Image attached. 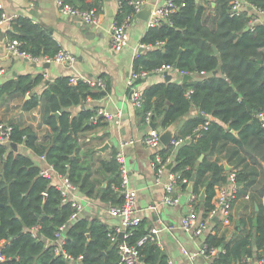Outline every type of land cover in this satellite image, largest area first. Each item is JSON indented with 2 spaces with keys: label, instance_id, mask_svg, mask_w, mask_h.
I'll use <instances>...</instances> for the list:
<instances>
[{
  "label": "trees",
  "instance_id": "16d2710c",
  "mask_svg": "<svg viewBox=\"0 0 264 264\" xmlns=\"http://www.w3.org/2000/svg\"><path fill=\"white\" fill-rule=\"evenodd\" d=\"M64 1L80 8L100 6V0ZM211 1L215 2L213 6ZM231 1L206 0L204 4L200 0H176L184 5L170 15L169 23L147 28L141 42L152 47L133 60L135 69L151 70L169 64L195 75L183 82L162 81L146 86L139 112L144 118L145 110L151 109L152 121L159 118L165 127L191 108L197 109L175 133L174 138L184 140L177 146L170 142L160 152L164 159L170 157V170L191 180L190 191L197 196L194 204H200L202 218L212 208L215 187L226 181L228 170L219 155L212 156L229 142L232 145L226 147L222 157L235 169L236 197L264 196V123L258 116L264 112V23L249 26L256 13L247 7L239 14H230ZM247 2L264 12V0ZM132 9L129 0H120L115 18L120 19L123 12ZM1 31L7 38H17L19 47L31 56H53L60 49L46 29L24 16L13 19L5 30L0 27ZM40 79L37 75L30 81L29 74L7 79L0 84V99L5 93L23 94ZM103 93L90 82L78 79L72 83L69 75L56 77L46 84L40 98L34 94L25 102L26 108L39 105L42 121L50 129L44 140L38 138L33 126L10 123V141L25 144L39 156L44 154L47 162L66 173L87 196L118 203L122 195L117 190L120 174L115 153L99 161V169L109 175V180L106 186H97V169L89 164V150L82 151L79 141L81 132L91 130L102 120L94 108L86 105V99ZM82 104L84 107L76 113L69 108ZM56 111L60 112L58 116ZM193 133L194 137L187 139ZM39 169L29 155L0 143V252L4 256L0 263L119 264L116 246L108 235L110 228L96 217L80 215L64 231V250L73 257L82 254L81 261L70 263L62 254L54 253L55 244L50 242L72 209L69 202L61 201L53 180L42 176ZM202 189L205 194L200 199ZM254 216L231 214L230 221L239 224V233L229 237L218 232L222 220H212L213 227L204 238L208 247L218 248L212 263L246 264L247 255L254 260L264 258V203L259 202ZM146 232L140 222L125 240L135 243ZM141 252L147 264H170L155 243H146Z\"/></svg>",
  "mask_w": 264,
  "mask_h": 264
},
{
  "label": "crops",
  "instance_id": "0c3cea01",
  "mask_svg": "<svg viewBox=\"0 0 264 264\" xmlns=\"http://www.w3.org/2000/svg\"><path fill=\"white\" fill-rule=\"evenodd\" d=\"M164 1L147 0L144 8L150 9L152 6L162 4ZM99 2V22L88 24L78 16L61 13L56 0H0V12L2 11L10 18L8 22L0 26L2 30L9 28L16 17L24 16L46 29L57 41L60 48L69 50L76 56V60L71 64L58 61L37 62L23 56H9L4 52V42L7 39L4 33L3 39L0 40V64L3 69L0 74V84L7 79H16L18 75L25 74L30 75V81H33L37 75H40L41 79L23 94H3L0 99V120L20 125L29 124L36 130L38 138L44 140V134L50 130L49 125L42 121L39 105L26 108V100L34 94L40 98L46 84L62 75H69L70 77H76L77 80L90 82L93 88L103 90L102 96H88L86 99V105L94 108L96 115L102 117L101 124L79 134L81 150H89L90 157L88 155L87 158H90V162H88L92 168L97 169L94 172V176L98 179L97 186L104 187L109 180V175L99 169V161L122 149L125 164L128 168L129 184L136 190V213L141 216V223L147 230L153 226H171L169 229L162 228L159 232L163 244L162 251L170 263L211 264L213 257H206L200 252V249L205 243L206 232L213 227L212 219L209 222V229L198 235H192L181 225V220L188 211L191 194L189 183L186 186L182 182L176 183L174 192L179 195L180 200L178 203L174 205L159 203L164 189L162 183H156L155 181V171L151 165L153 149L139 142L122 145L124 141L130 138L143 136L151 128V123H146L142 118L139 112L141 108H136L131 102L129 89L126 85V77L133 66L134 57L139 52L151 48L141 42V38L148 28L146 26L148 15L145 13L134 15L128 28L127 43L121 49L115 50L111 46V25L116 19L118 2L117 0H100ZM200 2L205 4L206 0H200ZM214 4L215 2L211 1V5ZM209 11H212V9ZM46 63L48 66L44 67ZM167 73L169 79H165ZM183 74L185 73H181L177 69L163 72L153 71L144 79H141L138 84L143 90L146 86L155 82H183ZM189 74H191V78L195 76L192 73ZM98 78L105 80V88H100L95 84ZM82 107H84L83 104L72 105L69 108L73 113H76ZM100 110L118 113V115H114V118H108ZM196 112V108H191L179 120L173 122L174 132H178V128L184 119ZM153 122L156 123L155 127L160 132L166 127L160 124L159 118H156ZM233 133L236 134V131ZM187 139H190V137L188 136ZM104 144H107V146L100 149L99 147ZM229 145L232 144L229 142L226 147ZM17 146L19 152L29 155L41 168L46 166V161L35 154L31 148L23 143H19ZM226 147L215 153L212 158L219 155L225 166L231 167L222 157ZM169 162H171L170 157ZM262 164L264 167V162ZM229 167L226 168L229 169ZM167 176L168 172L164 171L161 180L165 181ZM77 195L82 203L81 216L99 218L107 224L108 228H112L119 223V217L110 215L108 212L110 201L101 200L98 196H87L79 188ZM259 202L264 203V196L248 197L247 195H238L233 202L231 214H241L245 218L251 215L254 216ZM152 203H156L157 207L150 208L149 205ZM194 207L198 219H201L202 209L200 204L196 202ZM254 219L257 220L256 216H254ZM254 219L253 223L255 224ZM218 220L222 219L218 217ZM235 225L236 223L230 221V218L228 221L222 220L218 232H224L227 237L233 234L237 236L239 231L235 228ZM182 248L185 250L183 251ZM253 264H264V258L254 260Z\"/></svg>",
  "mask_w": 264,
  "mask_h": 264
},
{
  "label": "built area",
  "instance_id": "2783aa9c",
  "mask_svg": "<svg viewBox=\"0 0 264 264\" xmlns=\"http://www.w3.org/2000/svg\"><path fill=\"white\" fill-rule=\"evenodd\" d=\"M147 0H129L133 9L131 12H123L120 19H114L111 25V46L115 50L121 49L128 39V28L131 24L132 18L138 11L145 7ZM118 2V9L120 7V0ZM58 9L61 13L78 16L82 21L88 24H96L99 22L98 9L96 7L80 8L71 3H67L64 0H56ZM184 2L177 3L176 0H165L162 4L154 5L150 8L146 26L153 27L159 25L160 23H169L170 15L175 13ZM250 5V9L256 13L255 16L251 17L249 20V26H252L258 21H261V17L264 16V12L251 5L247 0H232L230 4V14H239L244 8ZM10 20L9 17L5 15L2 11L0 12V26L5 22ZM20 41L17 38H7L4 42V52L6 55H18L23 56L34 61H58L66 64H71L76 60V56L69 50L60 48L53 56H31L25 50L19 47ZM150 47L152 45L146 44ZM176 68L164 64L154 69H135L131 67L127 77L126 85L129 89V96L131 102L136 108H142L144 102V93L139 86L140 79H144L150 72H163L167 70H175ZM3 69L0 64V74ZM184 71H181L183 73ZM186 73V72H184ZM72 82H76V77H71ZM95 84L100 88H105L106 82L103 78H98ZM108 118H112L118 113H111L108 111L100 110ZM258 116L263 120L264 123V112L258 113ZM143 119L146 123H151L152 110H145L143 114ZM114 118V117H113ZM205 124L203 125V127ZM12 130V125L6 121L0 120V143H10V134ZM184 140L183 137L173 138L172 142L174 146H177ZM139 142L153 149V155L151 158V165L155 171V181L156 183H162L164 189L163 196L159 203L174 205L179 202V195L174 192L176 183H189L187 177L181 175L178 171H172L167 167L169 163V157L163 158L160 152L162 148V143L160 140V131L156 127H151L149 130L141 137L130 138L122 143H134ZM40 157L46 161L45 167H40L39 173L42 176L48 177L53 180L55 187L60 191L61 201L69 202L71 205L72 212L68 220L58 226L55 231L54 239L50 243H54V253L62 254L66 259L73 262H79L82 259V254L77 257H73L63 248L65 242L64 231L68 224L74 221L80 216L82 211V203L78 199V186L74 184L66 173L58 172L52 164L47 162L45 155L42 154ZM115 159L118 162V169L120 174V182L117 186V190L122 195V200L118 203H110L108 206V212L110 215L119 217V223L115 224L110 228L108 235L112 244L116 246L118 252V263L119 264H147L142 257V246L148 242L155 243L160 249H163V244L159 237V232L162 228H170V225L163 226H153L147 230L145 234L138 238L135 243H128L125 239L131 234L132 230L139 225L141 222V216L136 213V190L129 184V174L128 168L125 164V157L122 149L116 151ZM164 171L168 172L167 179L165 181L161 180V175ZM236 172L234 168H230L226 173V181L216 185L215 194L212 198L213 206L210 209L207 217L198 219L194 201L196 195L191 192L190 200L188 202V211L183 216L181 220L182 227L190 232L192 235L202 234L203 231L209 229V222L214 215L220 217L223 221H228L229 216L232 213L233 202L236 198L237 186L236 182ZM150 208H156V203L149 205ZM36 228H33L35 232ZM123 232V239H120L118 234ZM1 245V242H0ZM184 251L185 249L182 248ZM218 248L215 246L208 247L206 243L201 247L200 252L208 258L213 257L216 254ZM4 256L0 252V261L3 260ZM246 264H253L254 259L250 255L245 257ZM170 263V261L168 260ZM1 264V263H0ZM171 264V263H170ZM211 264H215L212 263Z\"/></svg>",
  "mask_w": 264,
  "mask_h": 264
},
{
  "label": "water",
  "instance_id": "95a60500",
  "mask_svg": "<svg viewBox=\"0 0 264 264\" xmlns=\"http://www.w3.org/2000/svg\"><path fill=\"white\" fill-rule=\"evenodd\" d=\"M250 7H251L250 5L247 6L248 9H250ZM149 11H150V9H148V8H142L140 11H138L136 13V15H142L143 13H145L146 15H148L149 14ZM261 19H262L261 21L264 23V16H262ZM3 37H4V31H1V33H0V40H2ZM213 49H214V52L213 53L216 54L217 53V48L214 46ZM46 66H48L47 63L44 65V67H46ZM213 72H216V71H213ZM189 78H191V74H189V73H185V74L182 75V81H185V80H187ZM165 79H169L168 73L166 74V78ZM54 114L56 116H58L60 114V112L59 111H56V112H54ZM155 126H156V123L152 121L151 122V127H155ZM173 126L174 125H173V122H172L169 125H167L160 132V140H161V143L163 144V146H167L170 142H172L173 138L175 137V132H174ZM193 137H194V133L190 135V138H193ZM10 146H11V148L14 151H18V146H17V144L15 142H10ZM106 146H107V144H104L103 146H101L99 148L100 149H104ZM201 157H202V154L200 155L199 158H201ZM171 165H172V162H169L168 165H167V167L170 168ZM226 167L228 168L229 166L226 165ZM189 189H191V181L189 182ZM204 194H205V191H204V189H202L201 192H200V199H203L204 198ZM212 220H214V221L218 220V216L217 215H214L212 217ZM254 221H256V219H254ZM235 228L236 229L239 228V224L238 223H236ZM118 236H119L120 239H123V232H120L118 234Z\"/></svg>",
  "mask_w": 264,
  "mask_h": 264
},
{
  "label": "bare ground",
  "instance_id": "6f19581e",
  "mask_svg": "<svg viewBox=\"0 0 264 264\" xmlns=\"http://www.w3.org/2000/svg\"><path fill=\"white\" fill-rule=\"evenodd\" d=\"M8 145H10V143H8Z\"/></svg>",
  "mask_w": 264,
  "mask_h": 264
}]
</instances>
